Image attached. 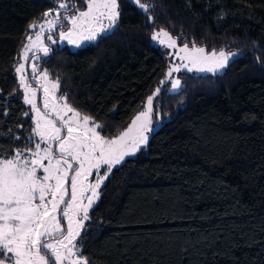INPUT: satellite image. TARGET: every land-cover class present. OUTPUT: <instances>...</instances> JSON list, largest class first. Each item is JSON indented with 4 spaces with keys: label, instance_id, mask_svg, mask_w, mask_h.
<instances>
[{
    "label": "trees",
    "instance_id": "16d2710c",
    "mask_svg": "<svg viewBox=\"0 0 264 264\" xmlns=\"http://www.w3.org/2000/svg\"><path fill=\"white\" fill-rule=\"evenodd\" d=\"M63 1L61 18L87 8L0 0V159L33 147L15 68L29 25ZM140 2L147 13L118 0L113 32L78 50L51 47L40 61L101 135L125 130L166 77L156 30L239 55L219 75L183 73L178 93L164 87L163 125L112 171L77 245L88 264H264V0Z\"/></svg>",
    "mask_w": 264,
    "mask_h": 264
},
{
    "label": "snow or ice",
    "instance_id": "6c2138e0",
    "mask_svg": "<svg viewBox=\"0 0 264 264\" xmlns=\"http://www.w3.org/2000/svg\"><path fill=\"white\" fill-rule=\"evenodd\" d=\"M84 2L87 10L80 11L77 16L65 17L71 27L59 32L61 40L77 47L83 41H94L108 35L106 28H114L120 16L118 0ZM132 2L145 13L149 11V6L140 0ZM67 7L66 3L59 4L60 9ZM50 14L44 13L45 16ZM59 15L57 11V19ZM104 20H107V26ZM45 23L48 32L56 27L53 20ZM29 27L36 28L37 25L30 24ZM39 28L35 40L27 37L28 43L23 49L25 63L30 51L43 52L44 56L50 52L42 38L45 25L41 24ZM48 39L56 43L51 35ZM152 39L168 49L178 48L176 55L184 62L169 68L168 78L182 68L189 72L217 73L228 64L229 55L223 49L208 51L205 47L196 46L195 41L191 47L187 42L181 47L177 38L164 29L156 32ZM25 63H20L15 72L20 74L19 87L23 89L24 102L31 105L36 113L32 132L39 142L34 143V150H16L11 158L0 160V264L5 261L8 264H88L76 243L77 238L89 220V210L99 196L98 189L112 168L147 144L148 133L153 131V100L160 89L147 97L144 110L125 130L110 138L101 135L102 125L87 115H81L67 103L65 96L57 101L58 81L51 83L50 87L46 83L41 84L43 107L47 110L42 112L35 102L37 89L23 74ZM31 70L33 78L37 79L35 64ZM39 79L47 81L48 73H42ZM180 86L179 78L172 82L173 89ZM29 142L32 143L31 137ZM42 143L46 145L43 148ZM24 151L30 152V157L22 158ZM40 170L42 175H38Z\"/></svg>",
    "mask_w": 264,
    "mask_h": 264
},
{
    "label": "rangeland",
    "instance_id": "374dc122",
    "mask_svg": "<svg viewBox=\"0 0 264 264\" xmlns=\"http://www.w3.org/2000/svg\"><path fill=\"white\" fill-rule=\"evenodd\" d=\"M131 1H132V0H131ZM62 3H65V2L63 1ZM62 10H63V9H60L59 6H58L55 10L51 11V14H50V15L45 16L44 19H43L42 21H40V22H38V23H35V24L37 25V27H36V28H31V34H30L29 36H31L32 39L35 40V38H36V33L40 31L39 25L44 24L46 30H45V32L43 33L42 38H43V43H44L45 46H47V47H49V48H51V47H57V46H68V47H70L72 50H78V49H80V48H82V47H85V46H87V45L93 44V43H95V42L100 38V37H98V38H97L96 40H94V41H83V42H81V44H80L79 47H77V46H75V45H73V44H70V43H68L67 41L61 40V38L59 37V32H60V31H67L68 28L71 27L70 22H69L68 20L65 19V17H71V16H65L64 18H61L60 15H59V18L57 19V16H56L57 11H59V13H61ZM86 10H87V8H86L85 10H83V11H86ZM118 10H119V9H118ZM79 12H80V11H79ZM79 12L76 13L74 16H77V15L79 14ZM46 20H53V22L56 24V27H55L51 32H48V31H47V24L45 23ZM103 23L105 24V26H107V23H108V22H107V20H104ZM65 24H66V27H65ZM60 25H64V26L59 27ZM118 25H119V18H118L117 23H116V25H115L114 28H106L107 33L109 34V33L113 32V31L118 27ZM158 31H160V30H156V31L153 33V35H154L156 32H158ZM50 35H51L52 39L56 41V43H52V42L48 39V37H49ZM27 43H28V40H27L25 46L27 45ZM153 43H154L155 45H157L158 47H160L161 49H163V51L165 52V55H166L167 60H168V70H169V68H171L173 65H177V64H182V63H184V62L180 61L179 58H178V56L176 55V53L178 52V48H176V49H168L166 46L161 45V44H159L158 41H154V40H153ZM177 44H178L179 46H181V47L183 46V45L179 44L178 41H177ZM25 46H24V47H25ZM24 47L22 48V50H21V52H20L18 66H19L20 63H25V61L23 60V49H24ZM50 52H51V49H50ZM50 52H49V53H50ZM225 52H226V51H225ZM226 54L229 55L228 64H227V66H226L225 68L218 70L217 73L199 72V71H195V70L189 72V71H186L185 69L182 68L180 72H178V73H173V75H172L171 78H168L167 75H166V77H165V78L163 79V81H162L161 86L158 87V88L160 89L159 93H158L157 95H155L154 100H153V113H152V124H151V127H152L153 131L150 132V133H148V137H149V139H148L147 144H146V145H142V146L140 147V149L137 150V151L135 152L134 155H136L141 149H143L144 147H146V146L148 145V143H149L150 138L152 137V135H153V134H154V133H155V132H156V131L162 126V125H163V123H164V121H165L164 119L161 118V113H160V100H159V95H160L161 91L164 89V87L167 86V93H178V92L182 89V87H183V83H182V79H181V75H182L183 73H190V74H194V75H210V76H215V75H219V74L223 73V72L227 69L228 65H229V64H230V63H231L236 57H238V55H239V54L236 53V52H226ZM34 57H38V59H36V58H34ZM44 57H45V56H44L43 52H39V51H30V52H29V59H28V61L25 63V72L23 73L24 75L27 76V78H28V82L32 85V87L37 89L35 102H36L37 107L40 108V110H41L42 112H46L47 110L44 109V107H43V103H44V93H43V88L41 87V84H42V83H46V84H48L49 87H50L51 83L57 82L56 80H53V79L51 78L50 72H49L48 70H46V69H45V70H40V67H41V63H40V61H41V59L44 58ZM32 64H35L36 67H37V72H36V74H35L36 77H37V79H34V78H33V73H32V70H31V66H32ZM18 66H17V67H18ZM168 70H167V72H168ZM44 72H47V73H48V80H47V81H42V80L39 79V77H40V76L42 75V73H44ZM17 76H18V79H19L20 74L17 73ZM177 78L180 79V81H181V86H180V88L173 89V88H172V82H173L175 79H177ZM20 89H21L22 98H23V89H22V88H20ZM152 95H153V94H152ZM55 97H56L57 101H59V99H60V97H61V95L59 94V87H58V89L55 91ZM23 100H24V99H23ZM67 103H68V102H67ZM25 104H26V105L28 106V108H29V113H30V115H31L32 118H33V121H34V127H35L36 113H35L34 110H32L31 105H29V104H27V103H25ZM68 104L71 105L70 103H68ZM71 106H72V105H71ZM72 107H73V106H72ZM73 108H74V107H73ZM143 110H144V109H143ZM77 111H78V110H77ZM69 115H71V113H69ZM81 115H83V114H81ZM53 118H55V117H53ZM91 120H93V119H91ZM93 121H94V120H93ZM98 130H100V129H98ZM32 138H33V147H32L31 149L34 150V143H35V142H39V138L36 137L34 133H33V137H32ZM45 146H46L45 144H43V143L41 144V147H42V148L45 147ZM30 155H31L30 152L24 151V152H23V157H22V158L30 157ZM134 155L126 156V157L124 158V160H123L120 164H118V165H116V166H114V167L112 168V171H113L116 167L120 166V165H121V164H122L127 158L132 157V156H134ZM0 160H2V159H0ZM45 163H47V161H45ZM100 171H101V174H103L104 169L102 168ZM111 173H112V172H111ZM111 173H110V174H111ZM42 174H43V173H42V170H40V171L38 172V175H42ZM110 174L108 175V177L110 176ZM107 179H108V178H107ZM107 179L103 182V184L101 185V187L98 189V193H99L98 199L94 202V204L92 205V207H91L90 210H89V220L85 222L84 227H83L82 230H81V234H82V231L87 227L88 222L90 221V213H91V210H92V209L94 208V206L98 203V201H99V199H100L101 188H102L103 185L106 183ZM89 180H90V182H92V181H93V178L90 177ZM89 194H90V193H89ZM85 202H86V201H85ZM61 207H62V206H61ZM81 234H80V235H81ZM79 237H80V236H79ZM79 237L77 238V241H78ZM77 241H76V243H77ZM4 264H8V262L5 261Z\"/></svg>",
    "mask_w": 264,
    "mask_h": 264
}]
</instances>
